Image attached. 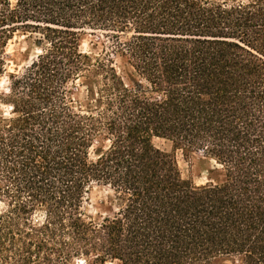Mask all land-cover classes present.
Returning <instances> with one entry per match:
<instances>
[{
	"label": "trees",
	"instance_id": "1",
	"mask_svg": "<svg viewBox=\"0 0 264 264\" xmlns=\"http://www.w3.org/2000/svg\"><path fill=\"white\" fill-rule=\"evenodd\" d=\"M18 30L40 53L2 98L0 264H264V0H0V76ZM155 138L219 178L184 179Z\"/></svg>",
	"mask_w": 264,
	"mask_h": 264
},
{
	"label": "rangeland",
	"instance_id": "2",
	"mask_svg": "<svg viewBox=\"0 0 264 264\" xmlns=\"http://www.w3.org/2000/svg\"><path fill=\"white\" fill-rule=\"evenodd\" d=\"M239 1V0H238ZM246 1V0H243ZM13 4L16 0H11ZM80 33V50L83 53L97 57L103 54L105 47L109 44L107 33L100 30L81 29ZM6 59V73L0 76V117H9L11 109L4 104L2 98L9 93V75L11 73H19L26 68L40 53L38 47L37 37L34 34L25 33L18 30L9 39L5 49ZM119 60V58H117ZM83 92L78 93L76 97H83ZM155 145L162 151L173 153L176 156L177 163L184 179L192 181L195 185H204L211 182L212 177H218V173L210 174V171L215 167V162L204 156L202 152L186 153L182 150H175L173 143L167 139L155 138ZM108 142L101 138L96 141L93 149L92 156H95L97 149L106 148ZM110 190L106 187L96 186L88 194L85 203L86 212L95 219H101L109 214L110 205L108 202ZM7 209L3 202H0V213ZM33 220L35 223H40L43 220V213L38 212ZM74 264H85L84 259H78ZM113 264V263H109ZM225 264H240V262L228 259Z\"/></svg>",
	"mask_w": 264,
	"mask_h": 264
}]
</instances>
